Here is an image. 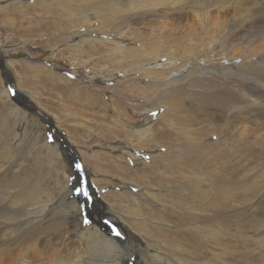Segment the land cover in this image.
<instances>
[{
    "label": "rangeland",
    "instance_id": "obj_1",
    "mask_svg": "<svg viewBox=\"0 0 264 264\" xmlns=\"http://www.w3.org/2000/svg\"><path fill=\"white\" fill-rule=\"evenodd\" d=\"M43 1L47 4L46 8L39 5ZM256 1L264 6V0ZM230 13L232 14L233 11L228 10L226 16L229 17ZM159 14L130 19L125 25L124 31L127 32L132 29L134 32L133 37L142 35L143 42L147 44L150 41L148 39L155 35L156 38L152 42L162 40L164 37L166 40H170L172 35L175 37L188 35L190 28L196 25L195 19L188 10H184L177 15H170L165 10H160ZM210 15L212 19L216 16L214 12H211ZM119 20L117 16H108L101 0H0V56L7 70V75L18 93L21 96L24 95L31 102L30 106L35 107L41 116L51 122L57 135L53 134L46 122L40 120L28 110L17 106L10 99L9 92L3 84L0 74V158L4 162H0V164L6 168L8 166L6 161L10 157L14 160L10 166L16 165L14 169L10 170L8 168V171L0 173V179L5 174L4 177L13 182V185L25 187L24 193L47 204L55 202L64 188L67 187L70 190L69 200L76 201V205L79 207L78 221L69 226L66 224L64 226L66 230L62 232L54 231L50 233L48 239L45 238L42 242H39V249L45 247L47 241V243H55L59 251L65 250L64 254L62 253L64 258L68 257L66 250H76L85 255L88 246L85 240L79 236L80 222L82 226L86 225L83 227H90L89 225L96 223L99 231L104 235L107 234V237L110 235L109 238L118 240L124 246H129L128 239L131 238L130 246H137L139 242L134 240L135 235L132 233H139V230H137L139 226H136V224L143 222L147 225L145 227V229L147 228V234L142 233L141 240H144L146 245L155 246L157 252L160 251L158 254L161 260H154L153 264H264V247L258 245L260 241H264V230L262 229L259 232L262 226L254 227L252 220L253 215L257 213L254 202L258 198L261 199L264 195V189L259 190V193L254 197L253 195L247 196L248 199L242 197L243 192L240 189L238 193L240 192L241 198L237 201L236 199H230L231 202L223 210L217 211L216 206L211 205V199L200 196L201 193L195 190V186H201V189L206 191L209 187V191L213 192V190H216L214 188L226 187L227 180L217 187L219 182H215L209 177L213 172L207 174L204 177L205 180H193L194 178L190 180L193 176L190 171L191 162L196 157L195 153H192L196 152V148L200 145L208 156L209 150H212H207L206 147L203 148L204 143L214 142L216 136L210 138L200 136L201 143L197 140V145H192L193 143L185 140L188 135L190 137L191 127L196 129L205 126L206 118L197 122V126L188 125L183 129L179 125L180 122L178 123V120L175 121L174 118L167 119V122H171L172 119V127L170 125L168 127L164 126L165 122L160 123V120L157 121L158 124L156 125L157 115L164 110L163 102L165 101V104L168 102L167 105H169L170 99L175 102L173 100L175 96L172 93L175 88L179 87L177 90L180 92L181 97L191 96L190 98H196L197 95L203 94L205 99L209 90L206 92L198 91L200 89L189 85L187 80L183 82L179 81L180 78L179 80L176 77L174 79V72L170 74L167 72L170 79L166 81L144 77L143 74L136 72L128 73L126 81L119 82L122 80L124 72L132 71L136 67L133 66L136 63L131 62L128 58L121 62L112 61L109 63L106 56L108 50L112 48L111 41L121 39L124 45L135 50H141L140 46L142 45L140 39H134L132 36L124 38L120 36L121 33L113 34L122 27L121 25V27H116ZM91 22L93 23L91 24ZM89 34L91 38L106 39L107 43L98 44L99 51L97 53H91L90 45L85 44L89 43L88 40L86 41L85 38L79 39L77 36L86 37ZM85 52L89 55L82 54ZM221 59V57H217L213 60L217 63L221 61L220 64L225 65L226 61ZM159 61L160 64L165 63L164 58ZM179 62V60L176 61L175 66H178ZM239 62L240 60L236 61L238 64ZM199 64L208 67L210 63L201 61ZM32 65L33 68L41 66L45 70H43V73L36 75L33 69H30ZM112 75L114 76L113 79L110 78ZM52 76L55 80H51ZM131 78L135 79V83L137 81L140 83L139 87H144L141 90L142 93L128 91L125 92V96L120 97L119 94H122L126 90L125 88L129 86L127 82L131 83ZM226 81L227 92L236 93V86L228 80ZM166 84L168 85L166 86ZM214 85L213 82V85L210 86L213 88ZM76 92H79L78 96L82 95V98L80 97L82 100L85 97L86 99H95L97 107L101 109L89 108L85 106V103L82 104L80 99L75 101L78 98L75 97ZM161 92L164 94H170L171 92L172 94L168 99L163 98L161 104L150 103L153 98L163 97ZM259 93L261 98L259 96L258 102H255L256 106H248L239 100H235L231 103V106L246 107L253 110L256 108L264 114V88H261ZM143 96H149V100L146 101ZM22 99L25 98L22 97ZM110 100L118 101L133 108H127L126 116L119 115L110 105ZM105 103L108 104L107 108L104 107ZM181 103L185 109H188L193 102H189L188 99L184 98ZM233 112H236V110L230 111V114ZM101 113L104 116H100ZM262 113L252 118V122L249 124L238 119L234 128L235 137L242 140H253L255 138L260 140L264 146V115ZM221 115L223 113H218V117ZM241 116L244 117L243 114ZM150 118L155 121H151ZM113 121L122 122V129L125 133L119 135L108 133L107 127H112ZM217 125L221 126L223 123L212 124L210 132L206 135L210 133L217 134L213 131L214 127H218ZM133 127H142L149 130L155 127L157 134L161 129L170 131L169 135L162 136L160 141L152 142L158 144L153 145L149 151L135 147L136 142H133V139H131L134 143L132 148L128 146V143L121 142V140H126V134L128 136V131L132 130ZM114 130L117 131L118 129ZM62 140L75 147L77 155L72 154L61 142ZM167 145L171 146L169 155L171 154L172 162L169 157L163 158L162 156V158L157 159L152 157L155 154L164 155L166 150L164 147ZM154 146L164 147L154 148ZM48 148H57L56 151H59L50 156L49 154L52 152ZM103 150L107 155H111V160L108 158V160H105L102 157H100V160L92 158L91 155L95 153L93 151L102 152ZM5 153H7V156ZM132 153L133 155L134 153L139 154L138 157L140 156V158L137 159L140 161L132 158ZM77 159L80 168L75 165ZM222 162L223 160L216 162L212 158L209 164L205 165L207 166L205 169L208 170L207 172L223 169ZM231 164L230 169L238 168L239 171V178L237 177L238 182L236 181V183H240L242 187L255 184L257 188H262V183H264V154L256 157L253 154H241L233 159ZM143 165L144 167H142ZM116 166H122L123 168L120 169ZM95 167L108 174H97L94 171ZM145 174L146 179L144 180L141 176L145 177ZM95 180L104 182L96 183ZM146 180L150 182L148 187L153 189L149 190L150 192H155L154 195L166 194L167 199L161 202L157 198L156 200L159 203H156L152 198H146L141 191L143 190L141 188L146 184L144 183ZM84 182L87 183L88 192L91 196V199L87 202L85 197L77 194V189ZM211 182H214L213 185H211ZM111 195L115 196V200L110 197ZM118 198L123 199L124 203L120 204V201H117ZM101 203L110 209L111 216H109L110 214L98 215L101 207L97 210V206ZM244 203L245 205H242ZM133 207L138 208V215L130 213ZM136 218L142 219L136 223L134 221ZM86 219L87 223L85 222ZM260 224L262 223L260 222ZM116 232H119V235H116ZM161 240L169 243L166 242L167 245L162 244ZM171 241L178 242V248L170 247ZM101 253L96 254L98 259L106 254ZM253 255H256V257L254 258ZM134 256L135 258L133 260L129 259L127 264H145L144 260L147 259L145 252L141 256ZM42 257V261H46V257Z\"/></svg>",
    "mask_w": 264,
    "mask_h": 264
},
{
    "label": "bare ground",
    "instance_id": "obj_2",
    "mask_svg": "<svg viewBox=\"0 0 264 264\" xmlns=\"http://www.w3.org/2000/svg\"><path fill=\"white\" fill-rule=\"evenodd\" d=\"M101 2L104 5L106 12L108 13V16H117L120 19L116 23V27H119L120 25L122 27L120 26L121 29L113 32V34L121 33L120 36L124 38L129 36L133 37L134 34L132 29L127 32L124 31V27L125 25H127L130 19L141 18L143 16L160 15L159 14L160 10H165V12L170 15H177L178 13L180 14L184 10L185 11L188 10V12L191 13L192 17L196 21V25L190 28L188 35L185 34V36H179V37H175L174 35H172L170 40H166L164 37L162 40L155 42L152 41L156 38V35L151 37V39H148L150 37L149 36L147 39L148 41L149 40L150 41L147 44L143 42L142 35L134 36L133 37L134 39H140L142 41V45L140 46L141 50H135L131 47L128 48L127 45H124L121 39H116V40L114 39L113 41H111L112 48L108 50V55L106 56L107 61L109 63H111L112 61L121 62L128 58L130 59L131 62L136 63V65H133L136 67H134L132 71L124 72V76H122V80L119 82L126 81L127 78L126 76H128V73L132 74L136 72L143 74L144 77H152L153 79L166 81L170 79V76H167V74L174 72L175 73L174 79L175 77L178 80L180 78L179 81H183V82L184 80H187V83L189 85L198 87V89H200L198 91L206 92L207 90H209L206 99L204 98L203 94L197 95L196 98L194 97L190 98L191 96L181 97L180 92L177 90L179 88L178 87L177 89L175 88L172 91L173 96H175V98H173L175 102H173L170 99L169 105H167L168 102L167 104H165L164 103L165 101L164 102L162 101L163 98L168 99L170 94H172L171 92L170 94L169 93L164 94L161 92L163 94V97L157 96L158 98L155 99L153 98L151 99L152 102H150L151 100L149 102L156 105L161 104V101L163 102L164 110L157 115L158 119H156V125L158 124L157 121L160 120V123L165 122L164 126L166 125L168 127V125H170L172 127L173 126L172 119L171 122L170 121L167 122V119L174 118L175 121L178 120V123L180 122L179 125L183 129L185 127H188V125L197 126V122L204 120L206 118L205 126H200L196 129H192V127L191 128L189 127L190 137L188 135L187 137H185V140H187L190 143H193L192 145H197L198 143L197 140L199 141L201 140L200 136H205L206 138L207 137L210 138L211 136H216V140L214 142L209 143L208 141L207 143H204L205 145L203 146V148L206 147L207 150L209 149L212 150V151L209 150L208 156H207V152L205 153L200 145H199L200 147L198 146V148H196V152L192 153V154L195 153L196 157L195 160L191 162L192 164L190 171L193 174V176H191L190 180H192L193 178H194L193 180H197V179L205 180L204 177L212 172H213L212 175H210L209 177L212 178L213 181L219 182V184H217V187L221 186V184H223L224 181L227 180L228 184L225 183L226 187L214 188L216 189L213 190L214 193L212 191H209V187H207L208 190L206 191L205 189L202 190L201 186H195V190L201 193L200 196H202L205 199H211L210 200L211 205L213 207L216 206L217 211L223 210V208H225V206H227L231 202L230 199L231 200L236 199L237 201L239 198H241L240 192L238 193V190L240 191V189L243 192L242 195L243 198H247V196L249 195H253L254 197L257 193H259V190L264 189V183H262V188L260 187L261 189L257 188L255 184L254 185L250 184L245 187H242V185L240 186V183H236V181L238 182L237 179L239 174L238 168L230 169L232 165L231 164L232 160L236 159L238 155L253 154V156L256 157L257 155L264 154V146L260 140H257L255 138H253V140H249L247 139L249 137L246 138L247 140L238 139L237 137H235L236 134L234 130L235 123L238 121V119L241 121H245L249 124L252 122V118L261 115L262 111L256 110V108L255 110H253L246 107L240 108L237 106H231V103H233L235 100H239L242 103L247 104L248 106H254V105L256 106L257 104H255V102H258V98L260 96L259 93L260 89L264 88V6L260 5V3H258L256 0H101ZM39 5L43 8L47 7L45 1L41 2ZM228 10L233 11L232 14L230 13L231 15L229 17L226 16V12ZM211 12H214L216 14L214 19L210 17ZM92 23L93 22H91V24ZM82 35H77V36L79 37V39L85 38L86 41L88 40L89 43H85V44L90 45V50H92L91 53H97L99 51L98 44L107 43L105 38L103 39H99L97 37L91 38L90 34L89 36L87 35L86 37ZM187 43H189L190 45ZM82 54L89 55L87 52ZM217 57L218 58L221 57L222 61L225 60L226 61L225 65L220 64L221 61L217 63L213 60ZM162 58H164L165 63L160 64L159 60ZM178 60L180 61L179 65L175 66V62ZM238 60H240L239 64L236 63V61ZM1 61H2V57L0 56V65H1ZM201 61L203 63H210V64L208 65V67H204L199 64V62ZM43 68H41V66H35L34 68L33 65L32 67L30 66V69L31 70L33 69V72L36 75L43 73V70H45ZM6 74H7V70H6ZM113 75L110 77L111 79L114 78ZM53 78L54 76H52L51 80ZM131 80H132L131 83L127 82V84H129L128 88H125L126 90L123 91L122 94H119L120 97L125 96V92L128 91H131L133 93H142L141 90L144 87H139L140 83L138 81L135 83V79L131 78ZM226 80H228V82L236 86L235 88L237 89L236 93L232 92L233 93L232 94L227 92ZM213 82L215 83L216 86L214 85V87L212 88L210 85L211 84L213 85ZM161 83L163 84V82ZM167 85L168 84H166V86ZM76 93L77 94L75 95V97L78 98L75 99V101L76 100L79 101L80 99V102H82V104L85 103V106L89 108L91 107L92 109H98V110L101 109L100 107H97V104L95 103V99L93 100L86 99L85 97V99L83 98L82 100L81 99L82 95L78 96L79 92ZM21 97L25 98L23 99L25 104L31 105V102L27 100V98L24 95H22ZM140 97L141 94L139 95V99ZM143 98H145L146 101L149 100V96H143ZM184 98L188 99L189 102L191 101L193 102L191 103L188 109H185L182 106L181 101H183ZM261 101L260 103L263 102ZM110 105L115 110V112H117V114L122 116L124 115L126 116L125 112L127 108L128 109L133 108V107H129L128 105H123L122 103L115 100H110ZM107 106L108 104L104 105L105 108H107ZM232 110H236V112L230 114V111ZM220 112L223 113V115H221L222 117L221 116L218 117V113ZM95 114L97 115V112ZM242 114L244 115V117L242 116L240 117V115ZM262 115L264 114L262 113ZM100 116H104V114L101 113ZM150 120L152 121L154 119L150 118ZM220 122H222L223 125L221 126L217 125L218 127L217 128L214 127L213 129V131L217 132V134L210 133L206 135V133L210 132L212 124H220ZM161 125L163 126V124ZM122 127H123L122 122L113 121L112 127H107L109 131L108 130L106 131H108V133L110 132V134L117 133L119 135L120 133H125ZM114 129H118V130L115 131ZM150 129L151 130L142 127L139 128L133 127L132 130L128 131L129 135L127 136L126 134V140H121V142L124 141L128 143V146L131 148L135 146L138 149L150 151L153 145L158 144L152 142L160 141V138L165 135L168 136L170 131L168 129H161L160 131H158L157 134L156 132L157 130L155 127ZM182 132L184 131L182 130ZM180 134L182 135L183 133ZM248 136L250 135L248 134ZM114 139L117 140L118 138H114ZM131 139H133L134 141ZM63 141L66 144V148L72 154L77 155L75 153L76 151L75 147L71 146L67 141L65 140ZM132 141L136 142V145H134ZM159 147H164V146H154V148H159ZM164 148L166 149L164 155L155 154L152 155V157L155 159L162 158V156L163 158L169 157V160L172 162L173 160L171 158V154L169 155L171 146L167 145ZM48 149L52 152L51 154H49L50 156H53V154H56L57 151H59V150L56 151L57 148L56 149L48 148ZM104 151L105 150H103L102 152L93 151V153L94 152L95 153L94 155L91 156H93L92 158H96L98 160H100V157L104 158L105 160L107 158L111 160L112 159L111 155H107ZM2 155L7 156V153H5V155L4 154ZM138 155L136 153H134L133 155L132 153L131 156L132 158L137 159L140 158V156L138 157ZM212 158L215 159L216 162L223 160L222 162L223 169L212 170L211 172H207L208 170L205 169L207 166L205 165L209 164V161ZM138 160L139 159H137V161ZM0 162H3V160L1 159ZM13 162H14L13 158L10 159L9 157L8 160L6 161V163L8 164L6 168L0 164V173L2 174L3 172L8 171L7 170L8 168H10V170L14 169L16 165L10 166L12 165ZM116 167L120 169L123 168L122 166L121 167L116 166ZM142 167H144V165ZM94 171L97 174H104V175L108 174L102 172L97 167L94 168ZM222 173L223 174L225 173L227 176L223 175ZM4 176L5 174H3L2 178L0 179V264H120V263L127 264L129 259L133 260L135 258L134 255L141 256L143 252H145L147 255V259L145 260L143 259L145 261V264H153V262H155L154 260H161L159 259L160 257L158 254L160 251L157 252L158 250L155 249L156 248L155 246L151 244L146 245L145 241L141 240V236H142L141 234L142 233L147 234L146 232L147 228L145 229L147 225L143 222H140L142 218L134 219L136 223L140 222L136 224V226H139L137 227L139 233L138 232L132 233L128 231L129 233L135 235L134 240L136 242L137 241L139 242L138 244L139 246L137 245L131 247L130 246L131 238L128 239L129 246L128 245L124 246L123 244H120L121 242H119L118 240L111 239V237L109 238L110 236L109 234H108L109 236L107 237V234L104 235L103 233H101L99 229L96 227V223L89 225L90 227H83L86 225L82 226L80 222L79 236H81V238L85 240L88 246V250L86 251L87 253L85 255L81 254L76 250H68V251L66 250V252H68L67 254L68 257L64 258L62 256V253L65 250L59 251L55 243H49V242L47 243V241L45 247L39 249L40 248L39 242L40 241L42 242V240L47 238L50 233L54 231L62 232L63 230H66L65 229L66 227H64L66 224H68L69 226L75 224L76 221H78L79 207L76 205V201H72V199L69 200L70 190L67 187L64 188L62 194L60 193L61 195L55 202H49L50 204H47L46 202H41L36 200L35 198H31V196L24 193L25 187L22 188L20 186L13 185V182L7 180V178ZM144 176L145 177H143L142 175L141 178L145 180L146 174ZM147 180L146 182H144L146 184L145 185L143 184L144 187L141 188L143 190L146 189V191L144 192L143 190H141L142 193H144V195L146 196V198L148 199L152 198L156 203H159L156 200L157 198L161 200V202L165 201V199H167V197L165 196L166 194L154 195L155 192L153 191L150 192L153 189H150V187H148V183L150 182H148ZM95 182L103 183L104 181L95 180ZM213 183L214 182H211V185H213ZM29 189L28 191L30 192ZM110 197L115 200V196L111 195ZM117 201H120V204L124 203V200L121 198L120 199L118 198ZM245 203L242 205H245ZM100 207H101V211L99 212L97 211L98 215L110 214L111 212L110 209H108L103 203L97 206V210H99ZM235 207L237 208V205ZM254 207L257 209V213L253 215L252 218L253 226L254 227L255 226L258 227L259 225L262 226V228L259 230V232H261L262 229L264 230V195L261 197V199L258 198V200L254 202ZM137 211L138 208L133 207L130 213L132 215H138ZM142 214L144 215V213ZM111 215L112 214H110L109 216ZM109 218L113 219L112 217ZM260 222L262 224H260ZM161 242L162 244H166V242L168 241L164 242L161 240ZM258 245L259 247H264V241H260ZM178 246H179L178 242L176 241L170 242V247H173L175 249L178 248ZM98 252H102L101 254H105V253L106 254L102 258L98 259L96 257V254ZM42 256L46 257V261H42L43 258ZM253 257L255 258L256 255H253Z\"/></svg>",
    "mask_w": 264,
    "mask_h": 264
},
{
    "label": "water",
    "instance_id": "obj_3",
    "mask_svg": "<svg viewBox=\"0 0 264 264\" xmlns=\"http://www.w3.org/2000/svg\"><path fill=\"white\" fill-rule=\"evenodd\" d=\"M0 74H1V78L3 80V84L6 88V90L9 92L10 95V99L19 107L24 108L26 110H28L30 113H32L34 116L38 117L40 120H43L44 122H46V124L49 126V128L51 129V131L53 132V134L55 136V130L53 128V125L51 124V122L44 118L43 116H41L35 109V107L27 105L24 103L22 97L20 96V94L18 93L17 89L14 88L12 81L9 79V77L6 74V69L5 66L3 64V62L1 61V65H0ZM60 137V136H59ZM65 146L66 144L64 143V141H61ZM78 159L75 160V165H78Z\"/></svg>",
    "mask_w": 264,
    "mask_h": 264
},
{
    "label": "snow or ice",
    "instance_id": "obj_4",
    "mask_svg": "<svg viewBox=\"0 0 264 264\" xmlns=\"http://www.w3.org/2000/svg\"><path fill=\"white\" fill-rule=\"evenodd\" d=\"M153 115H155V113H153ZM76 167L80 168L81 166L80 165H76ZM77 194L78 195H82L83 197H85L86 202L91 199V196L89 195V192H88V188H87V183L86 182H84L82 184V186L77 189ZM85 222L87 223V219L85 220ZM115 234L119 235V232H116Z\"/></svg>",
    "mask_w": 264,
    "mask_h": 264
}]
</instances>
